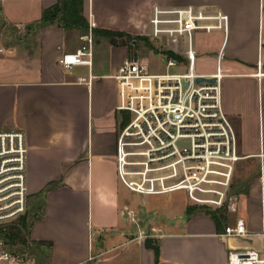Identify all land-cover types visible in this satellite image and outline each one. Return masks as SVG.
Masks as SVG:
<instances>
[{
    "label": "crops",
    "instance_id": "crops-1",
    "mask_svg": "<svg viewBox=\"0 0 264 264\" xmlns=\"http://www.w3.org/2000/svg\"><path fill=\"white\" fill-rule=\"evenodd\" d=\"M63 1L0 0V130L24 132L28 200L45 196L28 233L34 261L228 264L230 250L258 248L257 237L218 234L236 216L250 233L264 229V64L257 35L263 0H81L67 18L63 9L54 13ZM182 1L228 16L220 45L211 44L201 58L213 69L199 72L213 74L219 62L222 108L240 157L230 187L239 209L221 229L210 215L188 214L183 196L170 200L183 189L146 188L144 177L131 172L139 168L132 148L119 139L123 114L110 74L137 51L135 35H148L153 7L189 6ZM231 29L236 38L228 48ZM102 30L125 35L108 37ZM82 46L88 63H59Z\"/></svg>",
    "mask_w": 264,
    "mask_h": 264
},
{
    "label": "built area",
    "instance_id": "built-area-1",
    "mask_svg": "<svg viewBox=\"0 0 264 264\" xmlns=\"http://www.w3.org/2000/svg\"><path fill=\"white\" fill-rule=\"evenodd\" d=\"M149 25L148 35L165 36L168 49L183 57L167 58L166 67L179 65L186 71L150 72L148 64L132 50L110 74L118 84L116 109L128 113L119 139L129 143V154L137 158L132 163L139 168L131 172L144 177L146 188H180L195 203L237 214L239 196L230 187L234 164L240 157L234 130L222 108V73L218 61L215 73L196 72L193 44L197 31L220 30L226 35L228 16L200 7L154 6ZM87 50L82 46L63 54L59 63L64 68L86 64ZM260 67L261 62L258 70ZM197 77L214 81L196 82ZM26 162L24 132L0 130V225L18 218L26 209ZM218 235L261 240L258 248L230 250L228 264H264V229L250 233L243 218L236 216ZM27 256L6 248L0 239V264H28Z\"/></svg>",
    "mask_w": 264,
    "mask_h": 264
},
{
    "label": "rangeland",
    "instance_id": "rangeland-1",
    "mask_svg": "<svg viewBox=\"0 0 264 264\" xmlns=\"http://www.w3.org/2000/svg\"><path fill=\"white\" fill-rule=\"evenodd\" d=\"M192 3H194V2H192V1H182L181 2L182 5H189V6H184V7H192ZM262 4H263L262 29H260V27H259L257 35H258V44L260 43V45H262V48H261L262 49V63L264 64V0H263ZM229 32H230V38L228 40V48L231 47V45L234 43V40L236 38V33L234 32L233 29H231V31H229ZM245 35H248L247 37L250 36V34H245ZM135 36H136V38H138V36H140V35L136 34ZM142 36L148 37L149 43L152 46H154V48L156 49V50L150 49L148 47V45L144 43L143 40L138 39L139 46L137 47V51L139 52V55L143 59V61H145L148 64L150 72L162 73V72L167 71L169 73H182V72L186 71V67H184V66L178 65V66L166 67L167 58L174 57L177 59H183V57L180 53H177L173 50L168 49L165 36L152 37V36L146 35L144 33ZM222 37H223V32H221V31H211V32L197 31V32H194L193 44H194V49L196 52V63H195V71L196 72H198V73L199 72H208V71H211L213 69L214 66L212 63H210L209 61H207L205 59H201V58H203L206 55L207 51L212 49L211 44L216 43V44L220 45V43L222 41ZM250 44H251V42L246 44L245 51L249 50ZM163 50L164 51L170 50V51L175 53L174 54L175 56H170L167 53L163 52ZM160 52H162V53H160ZM252 67L255 70L257 69L256 64H254V66H252ZM122 114L124 115V117L128 116L127 112L123 111ZM248 168H249L248 172L250 170V173H252L253 170L255 169L254 166H248ZM26 176H27V171H26ZM237 195H238V193H237ZM182 196L184 198H186L185 208H187L189 205L198 206L197 209L193 212V216H195V215H210L206 212L207 209L217 210V208L209 207L205 204H199V203L193 202L192 200L189 199L185 190L173 191V192H171L169 198H170V200H172L174 202V200L177 201ZM44 197L41 195H33V196H30L29 200L27 197L26 209L21 216H23V215L27 216L28 220L30 221V224H31L32 218L37 213H41L42 208L44 206L43 204L45 202ZM163 197H164L163 195L160 196V198H163ZM36 204H37V206H36ZM239 211H241V210H239ZM231 215L232 214H228V212H227V218L231 217ZM19 218H20V216L16 219H13L11 221H8L6 223L1 224V226L14 224L18 221ZM27 238H28V236H27ZM227 238H230V237H226V239ZM28 241H29V238H28ZM32 248L33 247L31 244H27L26 246L15 245L12 248V250H17V251L26 253L28 255L27 256L28 257L27 258L28 264H31V263L34 264V262L36 264H43L42 261H38V262L34 261L36 248H33V249ZM42 257H43V260H45L46 257L43 253H42Z\"/></svg>",
    "mask_w": 264,
    "mask_h": 264
},
{
    "label": "trees",
    "instance_id": "trees-1",
    "mask_svg": "<svg viewBox=\"0 0 264 264\" xmlns=\"http://www.w3.org/2000/svg\"><path fill=\"white\" fill-rule=\"evenodd\" d=\"M81 0H64L61 7L56 6L54 13L56 14L57 10L63 9L65 11V18L68 16H71L73 12L78 11V9L81 8ZM77 4V5H76ZM51 15V14H50ZM102 33L105 36H123L125 33L121 31H112V30H102ZM137 40H143L145 44L148 45L150 49H155L154 46H152L149 41L148 37L146 36H138L136 38ZM156 50V49H155ZM163 52L167 53L170 56H175L174 52L167 50ZM157 53V52H156ZM162 53V52H160ZM128 117H122V122L125 124L127 122ZM198 206L195 205H189L187 207L188 214H192ZM206 212L210 214V216L214 219L215 224L217 228L221 229L222 225H224L227 222V212L225 209H217V210H211L207 209ZM30 228V221L28 220L27 216L23 215L20 216L18 221L14 224L1 226L0 225V239L3 241L6 248L11 249L15 245H21L26 246L27 244H30L31 242L28 241V233ZM38 244H41L38 242Z\"/></svg>",
    "mask_w": 264,
    "mask_h": 264
},
{
    "label": "water",
    "instance_id": "water-1",
    "mask_svg": "<svg viewBox=\"0 0 264 264\" xmlns=\"http://www.w3.org/2000/svg\"><path fill=\"white\" fill-rule=\"evenodd\" d=\"M203 80H207V81H214V78H204V77H197L196 78V82H200V81H203Z\"/></svg>",
    "mask_w": 264,
    "mask_h": 264
},
{
    "label": "bare ground",
    "instance_id": "bare-ground-1",
    "mask_svg": "<svg viewBox=\"0 0 264 264\" xmlns=\"http://www.w3.org/2000/svg\"><path fill=\"white\" fill-rule=\"evenodd\" d=\"M260 74V73H259ZM258 75V74H257Z\"/></svg>",
    "mask_w": 264,
    "mask_h": 264
}]
</instances>
